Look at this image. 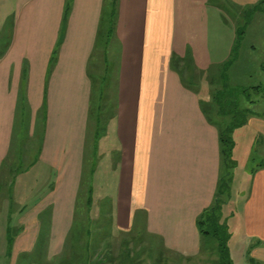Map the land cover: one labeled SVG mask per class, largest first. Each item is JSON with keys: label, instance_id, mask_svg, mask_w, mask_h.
Listing matches in <instances>:
<instances>
[{"label": "crops", "instance_id": "0c3cea01", "mask_svg": "<svg viewBox=\"0 0 264 264\" xmlns=\"http://www.w3.org/2000/svg\"><path fill=\"white\" fill-rule=\"evenodd\" d=\"M221 1L243 14L259 0H115L112 28L113 0H0V185L25 100L33 118L41 114L37 163L54 171L41 200L20 207L26 212L10 246L6 218L13 197L0 186V263L57 258L77 201L93 206L86 178L103 160L112 169L117 231L183 259L199 255L196 219L214 200L221 168L219 130L204 111L212 103L211 67L224 63ZM105 61L114 67L115 111L97 134L93 72ZM243 128L260 139L264 158V117L252 115ZM238 175L227 204L240 197L235 214L244 251L237 263L264 264V167L251 175L244 195ZM22 192L17 186L13 193L20 204L27 198ZM82 192L87 197L77 200ZM224 213L229 226L232 214ZM42 222L49 225L48 241L39 240Z\"/></svg>", "mask_w": 264, "mask_h": 264}, {"label": "rangeland", "instance_id": "374dc122", "mask_svg": "<svg viewBox=\"0 0 264 264\" xmlns=\"http://www.w3.org/2000/svg\"><path fill=\"white\" fill-rule=\"evenodd\" d=\"M220 6L218 43L220 52L223 53L220 60H224L223 62L226 63L221 65V67H224L223 72H220L218 66L211 67L212 87H208V89L210 91L211 89H219L216 104L218 110L220 112L228 111V114H230L226 116L225 122L230 121L231 111L235 112L236 110L248 111L252 115L256 114L259 117H264V11H261V8L264 9V7L259 10H252L249 7L242 10L243 14H239L240 10L222 4V1ZM236 31L241 33L239 40ZM235 40H238L237 43ZM234 42L237 47L233 54ZM229 44L231 47L227 49ZM225 55L226 59H224ZM217 69L218 71H216ZM94 70L92 118L94 120L96 117V119L99 118L100 121H103V118L108 116L112 104L110 101L111 95L114 94V67L109 61H105L101 64V67L94 68ZM205 80L207 83L209 82L208 75ZM257 87L259 88L255 90ZM18 109L16 135L11 147V155L3 164L1 170L6 175V183L0 186L4 194L13 197V200L16 187L18 186L19 189L21 186L23 189L22 194H26L27 198H24L21 204L18 202L19 198L21 200V196L16 195L15 202L12 198L9 200L10 209L6 219L7 224L10 226V232L7 233V241L12 240L11 236L16 235L14 228L19 225V216L22 212H26V209L21 210L22 204L29 208L38 203L47 193L48 181L49 183L52 182L54 173L49 167L37 163L41 142V114H37L33 118V112L30 107L28 108L26 100L23 105L19 104ZM208 114L214 122L221 125V120L216 119L218 117L217 113L210 110ZM251 114L248 115V119L251 118ZM235 116H238L239 119L241 114H235ZM243 127H235L231 133L234 142L231 157L237 163L233 171L232 186L235 171H237L239 173L237 188L242 195L250 185L252 169L264 165V158L258 155L260 139L250 136V132ZM99 132L100 128L98 134ZM103 165L104 160L102 166L94 167L89 178H86V183L89 182L93 188L91 195L92 208L82 207L77 201L72 226V229L74 228L73 232H76V238L83 242L86 241L90 245L89 257H91V260L95 259L96 254H100L103 258H110L109 260L113 261L114 264H155L157 261L158 264H215L219 255L218 242L215 243L212 239L201 241L200 253L197 257L183 259L162 248L154 249L152 252V249L147 248L149 246H147L144 239L135 234H123L117 231L114 221L116 211L115 199L113 198L115 185L110 174L112 169L108 162H105V167ZM87 195V193L82 192L77 200H82ZM239 200L240 197L235 200L237 202L233 204V207L228 208V205H226L222 209L223 219L227 220L228 218L224 211L232 214L229 226L227 224L230 236L226 245L232 264H238L237 262L240 261V254L243 250L241 247L242 224L240 218L235 214ZM2 202L0 198V222L3 223L5 218L1 215L4 208ZM42 218L44 222H48L47 215ZM44 222H42V225L45 226L43 227L44 231L40 233L39 240L48 241L47 226L49 225ZM155 251L161 252L156 254ZM37 260L38 258L35 259V262Z\"/></svg>", "mask_w": 264, "mask_h": 264}, {"label": "trees", "instance_id": "16d2710c", "mask_svg": "<svg viewBox=\"0 0 264 264\" xmlns=\"http://www.w3.org/2000/svg\"><path fill=\"white\" fill-rule=\"evenodd\" d=\"M114 6H115V0H113L112 3V9L109 14L110 19V27H113V14H114ZM261 7H264V0H259L257 4L250 7L252 10H259ZM261 11H264V9L261 8ZM66 16V12H65ZM112 17V18H111ZM237 39L239 40V37L241 36L240 31H236ZM237 40V41H238ZM236 41V40H235ZM236 41V43H237ZM236 43L234 42L232 53H235V49L237 47ZM226 63V62H225ZM224 63V64H225ZM224 67H220V72H223ZM220 76V74H219ZM259 87L255 88L258 89ZM219 89L212 90V103L211 104H205L204 105V111L205 116L207 117L208 121H210L212 124H214L218 130H219V145H220V158H221V168H220V175L216 186L215 191V197L212 202V204L204 209L199 216L196 219V225L197 230L199 233V236L201 238V241L212 239L215 243L218 242V258L215 264H232L229 254L227 252V242L229 240V229L227 226L226 219H223L222 217V209L225 207L229 200L232 197L231 192V186H232V180L234 178L233 171L237 166L236 161L233 160L231 157L232 154V148L234 146V142L231 137L232 129L235 127L245 126L248 115L251 114L248 111H231L232 117L229 122H225L226 116L230 115L228 114V111L226 112H220L218 110L217 104V98ZM246 92V91H244ZM109 108V106H107ZM217 113L218 117L216 119L221 120L219 125L216 122L213 121V118H210L208 111ZM114 111L115 107L113 104H111V107L109 109L108 116L103 118V121L99 118L98 121L95 117L94 123L95 128L98 130L100 128V131L106 126L107 122L114 117ZM91 113L93 116V110L91 109ZM219 113V114H218ZM235 114H241V116L238 119V116H235ZM252 115V114H251ZM238 120H235V119ZM235 120V121H233ZM264 167V165L256 166L255 169H252L250 174H253L256 170L259 168ZM91 199L89 198L87 200V205L90 206ZM83 228V227H80ZM74 228L71 229V231L68 233V236L66 238V244L63 248L62 253L55 258L52 262L46 261L45 263H51V264H114L113 261L109 260L110 258H103L100 254H96L94 257L95 259L91 260L90 252V245L86 241L78 240L76 238V232L74 231ZM210 241V240H209ZM11 239L8 240V245L10 246ZM201 246V244H200ZM152 252L154 249L151 250ZM156 252V251H155ZM161 251L156 252V254H160ZM31 259V258H30ZM68 261H67V260ZM33 259H31V262ZM15 263V264H36V263ZM159 262L157 261L158 264Z\"/></svg>", "mask_w": 264, "mask_h": 264}]
</instances>
